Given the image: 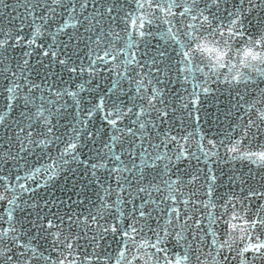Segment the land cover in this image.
<instances>
[{
	"label": "snow or ice",
	"instance_id": "6c2138e0",
	"mask_svg": "<svg viewBox=\"0 0 264 264\" xmlns=\"http://www.w3.org/2000/svg\"><path fill=\"white\" fill-rule=\"evenodd\" d=\"M224 2L225 0H207L206 6L201 8L199 0H190V3L189 0L183 2L181 0H131V2L129 0L123 2L122 0H24L22 5L25 9L24 19L31 17L29 23L32 29L31 36L25 38L19 34L23 31L22 23L16 35L13 36L10 32L4 33L5 38L0 39V65L8 58L5 53L10 49L19 47L22 50L21 58L16 61L19 76L16 72H11V75L6 77L9 85L4 91L8 95L4 97L6 100L4 108H0V129L11 133L6 138L0 136V141L8 145L5 149L3 144H0V173L4 171L3 166L9 161L17 166L20 160H26V156L32 155L39 149L40 156L46 155L50 162L30 170V173L23 178L25 181L29 179L35 181L37 174L43 172L47 177L44 183L49 184L54 183L65 173L78 176L79 172H83L85 177L90 173L92 180L99 184L98 171L104 170L110 178L115 174L116 185L120 189L115 202L119 215L113 214L115 223L100 224L98 220H104V214L110 212L113 207L101 197V209H98L96 214L89 211V216L83 221L86 226L89 219L97 224L96 234L92 239L102 240L108 233H112L114 236L119 235L125 241L134 240L143 231L142 227H137L139 221L154 219L153 213L159 212L167 216L165 225L159 226L163 235L155 232V242L149 244L145 241L140 247L155 249L153 256L156 253H163L162 259L165 264H172L168 260L167 249L161 247L165 240L171 236L178 244L187 242L185 231L191 230L196 233L203 229L200 220L189 223L192 217L187 216L186 211L188 204L192 203L191 197L183 202L185 214L182 223L181 211L175 206L178 202L175 193L182 185L179 177L176 180L171 179L176 173L172 171L175 165L172 156L169 155V145L179 141L176 135L171 134V126L165 127L169 125L170 113L173 111L168 99L172 78L160 65L166 64L169 70L175 67L176 80L179 81L183 77L185 82L188 81L189 76L194 77L196 72L210 78L215 74V70L223 68L226 57L232 54V49L228 40L222 38L225 35L229 40L244 37L243 18L246 12L243 8H237L234 12L228 11V23L225 25L217 15ZM132 4H135V9H131ZM260 4L264 5V0H260ZM125 5L131 10L125 12ZM0 6L8 5L4 0H0ZM213 7L217 12L210 11ZM255 7L258 5L254 4L253 0H249L247 11ZM174 9H182V11L176 12ZM206 12L209 14L206 15ZM133 13L138 14L133 15ZM177 16L180 19L173 23ZM59 18L66 19L60 23ZM185 19H190L192 22L185 23ZM157 21L168 25L166 30L160 33L161 39L166 43L179 45V50L173 48L174 56L169 55L166 47H156L155 51H152L151 40L155 39V34L150 29ZM121 23L125 25L121 31L126 33L128 39L122 48L117 49L116 42L121 40V36L116 25ZM53 24L56 25L54 32L50 31ZM61 34L67 36V40L61 39ZM217 35L221 38L219 43L223 47L210 46L217 41L209 40V37L214 38ZM49 37L50 43H48ZM181 37L187 39L182 40ZM41 38L43 40L39 42ZM141 45H143L142 52ZM247 45L242 51L236 52V55L240 56V65L245 69L264 72L261 68L264 66V35L258 39L249 37ZM25 48L28 50L23 51ZM37 48L41 50L38 53L41 57L38 63L44 68L43 73L30 63V58ZM133 48H136V51H132ZM228 62L230 63V60ZM202 64L204 67H201ZM57 66L59 71L56 70ZM205 68L208 72H205ZM32 72L39 77V83L29 78ZM105 72L108 75H102ZM65 75L67 79H64ZM85 75H87L86 80L82 79ZM77 78L81 79V83L72 88L71 85ZM243 78L244 73L238 71L228 83H239ZM18 80H22L23 83H18ZM104 80H109L110 83L102 90ZM93 81L96 83L93 84ZM202 91L207 94L210 89L204 87ZM191 96L192 99L183 106L188 108L189 104L191 105L188 117L194 118L198 123L200 116H194V113H199L201 110L200 96L195 91ZM69 107L72 108L71 112L68 110ZM15 108L21 109L19 119L10 118ZM258 115L260 121L264 122V112H258ZM62 119L68 121L63 126L64 131H61ZM97 121H100L99 127L96 126ZM253 125L255 121L249 120L248 130ZM257 131H259L258 126ZM183 139L186 140L187 137ZM208 143L213 148L216 147L212 140ZM220 143L226 153L232 154L231 159L255 158L256 162L264 164V151L244 152L241 155V141H230L231 146L224 141ZM49 148L57 150L55 157L48 151ZM173 155L175 160L179 161L185 156V150ZM205 156L207 158L209 154L205 153ZM212 163L215 161L213 160ZM208 171L212 172L211 167ZM64 178L68 179V176L64 175ZM21 179L19 175L15 177L17 182L15 187H18L22 193L38 194L36 189L28 187L26 182L19 183ZM195 179L196 177H193V180ZM215 180L216 177L212 175L207 193L209 203L203 205L204 207H214L211 197ZM40 186L37 184V188ZM0 187L4 189V192L0 193V200L7 199V203L11 206L6 210V218L0 216V221L8 225L3 227V224H0V259L4 264H13L15 257V264H20V258H26L28 251H31L33 256L36 255V251L20 242L21 230L24 226L16 219L14 212L17 209L23 211V208L17 203L19 197L8 199L4 194L14 191L15 188L9 178L2 174H0ZM165 190L168 192L167 196L164 195ZM125 192L127 199L121 195ZM105 194L112 193L109 189H105ZM137 200L140 201L139 204L136 203ZM168 201L172 203L169 204ZM51 203L55 206V201ZM74 203L83 204L84 201L78 200ZM128 204L132 207L126 215L120 206L124 205L126 208ZM232 207L233 216L223 221L229 225V230L225 233L226 239L222 242L212 228V225L217 223V218L211 213L208 214V235L212 237L211 245L220 251L227 249L231 252L235 250L234 245L239 241L243 244L237 252L240 264H248L246 253L249 252H252L256 258H264V240L257 234V229L264 230V216L257 213L256 218L249 221L235 211V205ZM53 215L59 224L49 219L45 225L44 218L37 214L39 223L31 221L32 226L45 232L53 228L60 229L65 223L64 218L55 213ZM125 218L133 220L126 228L123 227ZM241 220L242 224L233 222ZM80 222L78 217L74 220L71 215L68 216L69 229L73 224ZM174 222L180 224V231L175 230ZM50 234L54 237V247L56 244H62L69 250L73 248L74 238L71 236H64L61 240L60 231ZM196 238L194 234L193 240ZM13 248H24L25 251L18 255L16 253L9 255ZM120 256L124 257L123 251ZM224 259L227 260L228 257L225 256ZM188 260L189 254L184 253L183 256L176 258L175 264H187ZM24 264H28L27 259L24 260ZM59 264H64V261H60ZM156 264H159V259Z\"/></svg>",
	"mask_w": 264,
	"mask_h": 264
},
{
	"label": "water",
	"instance_id": "95a60500",
	"mask_svg": "<svg viewBox=\"0 0 264 264\" xmlns=\"http://www.w3.org/2000/svg\"><path fill=\"white\" fill-rule=\"evenodd\" d=\"M123 2V0H122ZM131 2V0H129ZM183 2V0H181ZM7 7L0 6V39H4V33H11L13 36L17 34V31L21 28L23 23V31L19 34L29 38L31 36L32 29L29 27L31 17L24 19L25 9L22 6L24 0H4ZM190 3V0H189ZM207 0H199L201 8L206 6ZM253 3L258 7L249 9V0H225L221 4L219 11L215 7L211 8V12H217L218 17L223 20V23H228V11H235L237 8H243L246 10L244 20V37H237L229 40L227 35L222 39L228 40L229 47L232 49V54L226 57L225 66L215 70V74L210 78L206 77L203 73L196 72L193 76H189L188 81L185 82L183 77L179 81L176 80V68L172 67L169 70L166 64H161L160 67L168 73L172 78V84L169 85L170 95L168 97L171 104V111L169 117V125L171 126L172 135L178 137V143L169 145V155L172 156L173 164L175 167L172 169L176 175L171 176L172 180H176L179 177L180 186L179 190L175 193L178 198V202L175 205L181 211V223L183 222L185 214L184 201L191 197L192 203L187 206L186 215L192 217L189 221L191 224L195 220L201 221V228L203 231H197L193 233L191 230L184 232L187 237V242H181L178 244L175 239L169 236L161 247L167 249L168 260L175 264V260L178 256H183L184 253L189 254V260L187 264H240V257L237 252L243 244L239 241L234 245V251L229 252L227 249L220 251L218 248L211 245L212 237L208 235L209 221L208 214L217 218V223L212 225V228L216 231L219 240L222 242L226 239L225 233L229 230V225L223 221L229 220L233 216V205H235V211L239 213L244 219L251 221L256 218L257 213L260 216H264V164L248 159H231L230 153H226L224 147L221 146V141L229 143L237 140L240 143V154L244 152H259L264 151V122L259 119L258 112H264V72H257L250 69L243 68L239 61L240 56L236 55L238 50L247 45V39H258L264 35V5L260 4V0H253ZM18 5H21L18 7ZM131 9H135V4L131 5ZM128 5H125V12L130 11ZM179 12L182 9H174ZM138 13H133L136 15ZM195 14V13H193ZM206 15L209 13H205ZM159 15V13H158ZM66 18H59V22L62 23ZM169 19H172L169 17ZM180 18L177 16L173 23H176ZM192 22L190 19H185V23ZM39 23V21H37ZM213 26L216 24L214 22ZM56 25L53 24L50 31H55ZM125 27L124 24L116 25L117 31L120 32L121 40L116 42V48H122L128 37L124 31H121ZM168 25L157 21L151 26V31L155 34V39L151 40L152 51H155L156 47L167 48L170 56H174L173 48L179 50V45H175L172 42H165L161 39L160 33L166 30ZM71 31V30H69ZM82 31V29H81ZM203 31V30H201ZM226 31V29H225ZM61 39L67 40V36L61 34ZM182 40L187 38L181 37ZM217 41L216 44L210 46L223 47L220 44L221 38L209 37V40ZM43 38H41L42 42ZM51 42L50 37L48 43ZM83 47V46H81ZM25 48L23 51H27ZM40 49L37 48L33 52V56L30 58V63L35 66V69L44 72V68L38 63L41 57L38 55ZM132 51H136L133 48ZM140 51H143V45L140 46ZM5 55L8 57L0 65V108H4L6 100L4 97L8 95L4 91V88L9 85V80L6 77L11 75V72H16L19 76V70L16 67V61L22 56V50L19 47L10 49ZM139 58V53H137ZM123 59V56L121 57ZM230 60V63L228 62ZM45 63L47 60L45 59ZM235 65L236 67H233ZM201 67H204L202 64ZM264 69V66H261ZM59 71V66L56 68ZM244 73V78L239 83H228L233 75L237 72ZM205 72L208 69L205 68ZM102 75H108L106 72ZM30 79H35L39 83V77L34 72L29 74ZM227 78V79H226ZM67 79V75L64 76ZM82 79L86 80L87 75ZM18 83H23L22 80H18ZM81 83V79L77 78L71 85L75 88L76 84ZM96 81H93L95 84ZM109 80L102 82V90L108 86ZM127 86V85H125ZM208 87L210 91L206 94L202 91V88ZM26 91V89H25ZM197 92L200 96V112L194 113L200 116V121L194 118L188 117V112L191 111V105L188 108H184V104L188 103L193 92ZM39 95V93H37ZM259 101V103H257ZM95 102V101H93ZM71 101L69 100V105ZM20 108H15L11 114V119H19ZM70 112L72 108L68 109ZM70 119V118H69ZM255 121V125L248 130V121ZM68 121L62 119L60 124L62 125L61 131H64V125ZM96 126H100V121L96 122ZM257 126L259 131H257ZM247 131V135H245ZM11 133L0 129V136H4ZM187 137V139H183ZM212 140L216 147L208 143ZM3 147L6 149L8 145L3 141H0ZM61 148L63 145L60 146ZM15 150V149H14ZM181 150H185V156L181 160H175L173 153H178ZM52 156L57 155L55 148H49ZM205 153L209 156L206 158ZM22 155H24L22 153ZM85 157H82V159ZM124 157H122L123 159ZM198 158V159H197ZM215 163H212V161ZM50 161L48 157L40 156V150L37 149L32 155L26 156V160H20L17 166H14L13 162L9 161L4 165V171L0 174L5 175L11 181L14 191L4 193L8 199L13 197H19L17 203L21 205L23 211L17 209L14 212V216L17 220L23 223V229L21 230L20 242L29 245L31 249H35L36 255L33 256L31 251L27 252V257L20 258V264H24V260L27 259L28 264H59L60 261H64V264H156L159 259V264H165L163 253H155V249L151 247L141 248L140 245L147 241L149 244L154 243L156 240L155 232H160V227L165 225L167 216L159 212H154V219L147 221L140 220L137 225L138 228L142 227L143 231L135 237L134 240H124L119 235L114 236L112 233L102 239L93 240L92 237L96 234L97 224L93 223L90 219L87 221V226L83 222L85 217L89 216V211L92 214H96L98 209H101V197L113 207L110 212L105 213L104 220H98L100 224L115 223V215H119L115 207L117 200V193L120 189L117 188L115 174L112 178L108 177L104 170L97 172L99 177V184H97L90 173L87 177L83 172H79V175H72L65 173L68 179L64 178V175L59 176L54 183L45 184L44 181L47 177L41 172L35 177V181L29 179L25 181L23 178L30 173V170L40 168L41 165H46ZM139 163V161H137ZM75 167V165H73ZM211 167L212 172L209 173L208 169ZM162 171V170H161ZM19 175L22 179L19 183H25L30 188L36 189V193L33 192H21L18 187H15V177ZM214 175L216 177L215 183L212 185L213 193L211 197V203L213 206L204 207L203 205L209 203L208 185L210 183V177ZM193 177H196L193 180ZM168 179V177H164ZM90 181H92L90 183ZM159 182V181H157ZM37 184L41 186L37 188ZM105 189L111 191V195L105 194ZM4 189L0 187V193H3ZM255 193V195H253ZM194 194V195H193ZM127 199V194L121 193ZM164 195L167 196L168 192L165 190ZM83 200V204L74 203L75 201ZM55 201V206L51 203ZM47 202V203H46ZM140 203L139 200L136 201ZM171 204V201H168ZM33 205H36L33 207ZM11 206L7 203V199L0 200V216H5L6 210ZM121 209L127 213L130 211L132 205L128 204L125 208L124 205L120 206ZM163 208L164 205L162 204ZM57 214L64 218L65 223L60 226V229L53 228L45 232L43 229H37L32 226L31 221H38L37 214L44 218L46 225L47 220H55L53 214ZM71 215L75 220L77 217L81 221L79 224H73L69 229L68 216ZM59 224L58 220H55ZM132 218L123 219V227L126 228L128 224L132 223ZM234 223L242 224L243 221H233ZM3 227L8 225L2 221ZM19 228L20 225L18 224ZM176 231H180V224L174 222ZM60 231V239L63 240L64 236H71L74 238L73 248L71 250L64 247L62 244H56L54 247V237L50 234ZM172 231V229H169ZM161 236L163 235L160 232ZM196 235V239L193 240V235ZM257 234L264 240V230L257 229ZM25 251L24 248H13L12 253L17 255L20 252ZM124 252V257L121 258L120 253ZM228 259L225 260L224 257ZM248 258V264H264V258H256L252 252L246 253ZM198 257V259H197ZM0 264H4L0 259ZM15 264V257L14 262Z\"/></svg>",
	"mask_w": 264,
	"mask_h": 264
}]
</instances>
